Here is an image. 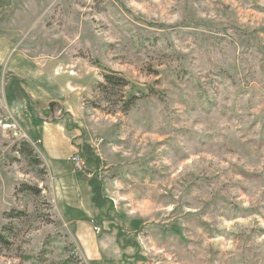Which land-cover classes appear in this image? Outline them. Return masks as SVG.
<instances>
[{
  "label": "rangeland",
  "instance_id": "374dc122",
  "mask_svg": "<svg viewBox=\"0 0 264 264\" xmlns=\"http://www.w3.org/2000/svg\"><path fill=\"white\" fill-rule=\"evenodd\" d=\"M0 36L67 90L42 111L0 62V264H264V0H0ZM25 101L73 135L104 262L53 201Z\"/></svg>",
  "mask_w": 264,
  "mask_h": 264
},
{
  "label": "crops",
  "instance_id": "0c3cea01",
  "mask_svg": "<svg viewBox=\"0 0 264 264\" xmlns=\"http://www.w3.org/2000/svg\"><path fill=\"white\" fill-rule=\"evenodd\" d=\"M13 49L15 44L0 36V62L7 60V71L11 76L22 81L27 97L42 111L45 110L44 105H48V110L52 113L49 106L55 102L53 99L65 97L67 90L58 86L55 78L51 80L46 74L43 75L28 56L17 49L18 52H14ZM7 50H11L12 54ZM15 103L9 105L10 110L25 126L28 133L24 135L31 140L35 137L40 140L38 144L42 146L44 159L51 175L53 201L74 231L84 259L89 262H104L105 251L111 249L105 243L107 239L99 234V226L97 227L101 215L99 208L98 213L97 209L95 212L97 204L93 202V178L90 175L83 177L85 174L83 170L76 168L71 161L78 151L73 143V135L61 122L45 124L38 122L39 114L35 115V112L28 110L26 101L21 106ZM101 241H104L102 244L105 246L101 245ZM103 248L107 249L103 250Z\"/></svg>",
  "mask_w": 264,
  "mask_h": 264
},
{
  "label": "trees",
  "instance_id": "16d2710c",
  "mask_svg": "<svg viewBox=\"0 0 264 264\" xmlns=\"http://www.w3.org/2000/svg\"><path fill=\"white\" fill-rule=\"evenodd\" d=\"M106 80H107V83H109V84H112V85H116V84H120L121 82L119 81V79H117V77H115V76H107L106 77ZM22 146V148H28L27 146H30V145H28V144H26L25 142L21 145ZM21 152L24 154V155H27V156H29V157H31V155H30V149H29V153H25L24 151H22V149H21ZM29 192L30 191H36L37 193H39V191L40 190H37V189H33V188H30V189H27ZM0 237H2V236H0Z\"/></svg>",
  "mask_w": 264,
  "mask_h": 264
},
{
  "label": "built area",
  "instance_id": "2783aa9c",
  "mask_svg": "<svg viewBox=\"0 0 264 264\" xmlns=\"http://www.w3.org/2000/svg\"><path fill=\"white\" fill-rule=\"evenodd\" d=\"M5 128L12 131V135L14 138L20 137V132L18 131V127L16 125H5ZM77 165L82 170L83 169V163H81V160L77 159Z\"/></svg>",
  "mask_w": 264,
  "mask_h": 264
}]
</instances>
